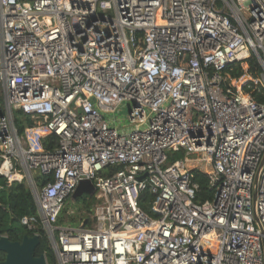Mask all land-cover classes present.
I'll list each match as a JSON object with an SVG mask.
<instances>
[{
  "label": "built area",
  "instance_id": "2783aa9c",
  "mask_svg": "<svg viewBox=\"0 0 264 264\" xmlns=\"http://www.w3.org/2000/svg\"><path fill=\"white\" fill-rule=\"evenodd\" d=\"M251 56L264 90V0H0V177L28 188L39 230L23 223L56 264H264V104L242 91ZM233 65L243 75L226 86ZM124 103L127 132L104 118ZM200 164L217 188L203 204ZM84 181L96 190L80 218L71 196Z\"/></svg>",
  "mask_w": 264,
  "mask_h": 264
},
{
  "label": "trees",
  "instance_id": "16d2710c",
  "mask_svg": "<svg viewBox=\"0 0 264 264\" xmlns=\"http://www.w3.org/2000/svg\"><path fill=\"white\" fill-rule=\"evenodd\" d=\"M248 66V80L242 86V91L249 95L256 103L264 104V90L259 83H255L259 79L261 74V68L258 65L256 59L251 56L246 62ZM243 73L240 71L237 65H233V70H226L224 73L225 85L231 86L233 81L238 80ZM0 86V115L3 113V95L1 93ZM14 126L17 133L23 135L25 130L28 129L30 135L33 133L32 122L22 115L20 111L13 112ZM36 142L44 152H53L58 148V138L51 133H42L36 137ZM182 154L177 153L169 156V162L181 158ZM114 171V168L111 169ZM192 182L197 185L195 192L194 202L197 204H203L208 201H212L215 197L217 188L213 187L209 183L208 175L200 168L195 167L192 171ZM153 201L152 195L148 190H144L140 194L138 200L139 207L145 213H150V204ZM92 199L88 196H83L74 201L73 206L76 207L78 217L87 218L90 214L92 207ZM30 221V225L39 230V219L28 188L24 183H14L11 186H7L5 179L0 177V234L5 235L10 240H21L24 235H33L32 231H29L23 220ZM36 257L44 255L47 264H56V259L53 251L48 245V242L44 235L39 237V245L35 250Z\"/></svg>",
  "mask_w": 264,
  "mask_h": 264
},
{
  "label": "water",
  "instance_id": "95a60500",
  "mask_svg": "<svg viewBox=\"0 0 264 264\" xmlns=\"http://www.w3.org/2000/svg\"><path fill=\"white\" fill-rule=\"evenodd\" d=\"M95 190L91 182L84 181L74 189L71 198L73 201L84 195L91 198ZM86 223L87 220L85 219L82 226ZM38 245L39 238L37 236L24 235L19 242H10L7 237H2L0 240V249L7 253L6 264H47L44 255L38 257L34 255Z\"/></svg>",
  "mask_w": 264,
  "mask_h": 264
},
{
  "label": "rangeland",
  "instance_id": "374dc122",
  "mask_svg": "<svg viewBox=\"0 0 264 264\" xmlns=\"http://www.w3.org/2000/svg\"><path fill=\"white\" fill-rule=\"evenodd\" d=\"M248 79H243V82L245 83ZM241 86V85H240ZM128 106L124 103L122 106L117 108L113 113L111 114H105L104 118L106 121L112 126L118 128L119 131L127 132L129 131L130 126V120L128 115ZM202 168L203 171H206V167L202 164L198 165ZM71 206V203L68 202L64 208V211H68L69 207ZM69 225H73L72 223H69Z\"/></svg>",
  "mask_w": 264,
  "mask_h": 264
},
{
  "label": "flooded vegetation",
  "instance_id": "af4514ba",
  "mask_svg": "<svg viewBox=\"0 0 264 264\" xmlns=\"http://www.w3.org/2000/svg\"><path fill=\"white\" fill-rule=\"evenodd\" d=\"M2 237H6V236L0 234V240H1ZM7 238H8V237H7ZM8 241H10V242H19V241H21V240H10V239L8 238ZM35 250H36V249H35ZM34 254H35V251H34ZM6 262H7V253H5L2 249H0V264H6Z\"/></svg>",
  "mask_w": 264,
  "mask_h": 264
}]
</instances>
